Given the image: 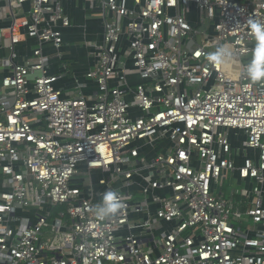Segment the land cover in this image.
<instances>
[{
	"label": "built area",
	"instance_id": "2783aa9c",
	"mask_svg": "<svg viewBox=\"0 0 264 264\" xmlns=\"http://www.w3.org/2000/svg\"><path fill=\"white\" fill-rule=\"evenodd\" d=\"M91 1L104 33L88 100L49 75L72 26L61 1L0 0V264H264V81L245 73L264 0ZM23 38L39 45L17 65ZM225 43L234 58L210 64ZM236 172L255 183L234 191L254 196L245 210L219 193ZM107 191L124 208L100 221Z\"/></svg>",
	"mask_w": 264,
	"mask_h": 264
},
{
	"label": "crops",
	"instance_id": "0c3cea01",
	"mask_svg": "<svg viewBox=\"0 0 264 264\" xmlns=\"http://www.w3.org/2000/svg\"><path fill=\"white\" fill-rule=\"evenodd\" d=\"M64 8L65 14L71 21V28L63 29L64 46L62 48L61 58H51L49 65V75L59 77L55 83V88L60 90L63 97L75 98L78 96V84H84L82 89L84 95L91 100L97 91V86L94 82L86 78V74L90 69H93L97 63V58L93 54V45L103 42L104 24L101 18V4L99 1L91 0H60ZM30 10V4L26 3L14 9V14L17 15V20H23ZM1 15V14H0ZM7 19H1L0 28H7L10 24V16ZM126 43V42H125ZM5 44V41H4ZM37 40L32 38H23L20 44L16 46L17 65L23 64L33 51L38 47ZM3 46V44H2ZM46 54L53 55L54 48L51 45L44 46ZM8 51L1 48L0 57H7ZM7 72L0 66V88L2 78ZM230 139L234 147L240 146L245 135L239 131H232ZM257 159V152H249ZM248 153V154H249ZM238 166H241L242 159L235 160ZM237 180V185L242 186L244 190H251L255 183L252 180L242 181L239 179L237 172L231 173ZM234 191L230 188L228 197L225 199L232 202L234 209L245 210L251 206L254 201V196L249 197L234 195ZM224 195V194H223ZM262 206L264 207V193L262 196Z\"/></svg>",
	"mask_w": 264,
	"mask_h": 264
},
{
	"label": "clouds",
	"instance_id": "9594fccd",
	"mask_svg": "<svg viewBox=\"0 0 264 264\" xmlns=\"http://www.w3.org/2000/svg\"><path fill=\"white\" fill-rule=\"evenodd\" d=\"M252 35L255 39V48L252 58L245 65V73L252 82L264 81V25L249 20ZM234 58V52L230 44H221L207 55V60L212 65H223ZM124 208V203L118 192L107 191L100 203L94 207V215L97 220L103 221L115 217Z\"/></svg>",
	"mask_w": 264,
	"mask_h": 264
},
{
	"label": "rangeland",
	"instance_id": "374dc122",
	"mask_svg": "<svg viewBox=\"0 0 264 264\" xmlns=\"http://www.w3.org/2000/svg\"><path fill=\"white\" fill-rule=\"evenodd\" d=\"M5 44L7 45L8 44V42L7 41H5ZM245 141V139H242L241 140V142H240V146L239 147H241V145H242V142H244ZM236 153V152H235ZM242 153V152H241ZM248 156V157H250V158H255V156H253L252 155V153H249L248 155H247V153H245V154H243V156ZM230 188H232L233 190H235V191H239V192H242V191H244V188L242 187V186H238L237 185V180H236V178H234V176H232V174H229L228 175V177H227V179H224L223 180V182H222V184L220 185V191H219V193H222V194H224L223 195V197L225 198V197H228V193H229V190H230ZM235 225L238 227V226H241L242 228H243V230H246L248 227H249V223H247V222H243L242 224H240V223H235Z\"/></svg>",
	"mask_w": 264,
	"mask_h": 264
}]
</instances>
